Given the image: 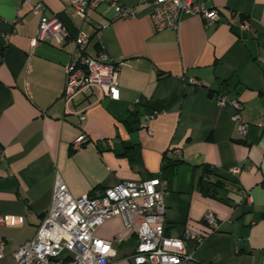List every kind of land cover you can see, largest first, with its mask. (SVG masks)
I'll use <instances>...</instances> for the list:
<instances>
[{
    "label": "crops",
    "instance_id": "0c3cea01",
    "mask_svg": "<svg viewBox=\"0 0 264 264\" xmlns=\"http://www.w3.org/2000/svg\"><path fill=\"white\" fill-rule=\"evenodd\" d=\"M35 1L69 37L62 46L53 36L33 46L39 17L24 8L16 23L21 0H0V264H14L19 246L34 238L57 177L75 199L119 182L161 178L165 235L202 237L198 247L186 241L195 261L263 264L264 0H201L218 11L219 22L206 26L182 15L177 30L162 32L137 0H119L136 10L132 19H114L108 5L81 19L72 0ZM243 20L249 33L239 30ZM80 32L89 35L88 54L105 51L121 65L118 92L113 99L78 96L65 106V67ZM219 94L240 102L244 137L233 109L216 103ZM81 134L87 141L74 150ZM207 214L216 228L205 222ZM94 237L117 239L112 262L132 264L136 238L123 216L105 221Z\"/></svg>",
    "mask_w": 264,
    "mask_h": 264
},
{
    "label": "built area",
    "instance_id": "2783aa9c",
    "mask_svg": "<svg viewBox=\"0 0 264 264\" xmlns=\"http://www.w3.org/2000/svg\"><path fill=\"white\" fill-rule=\"evenodd\" d=\"M148 10V17L154 31H175L182 15L197 16L204 25L209 26L221 20L218 11L210 9L201 0H137ZM101 5H108L114 11V19H132L137 15L133 7L125 6L119 0H72L71 8L76 16L84 19L87 12ZM24 8L28 14L39 17L36 36L32 45L46 42L53 36L59 45H64L69 35L57 16L51 18L41 14L42 4L35 0H21L16 10L15 22H21ZM238 14L232 15L238 19ZM107 27L101 26L95 35ZM241 33H249L247 20L239 25ZM74 49L69 63L65 67V83L61 99L64 105L70 104L76 97L98 95L99 99L115 98L118 92V71L121 65H115L105 51L96 55L88 54L86 49L89 35L80 32L73 38ZM188 85L199 86L194 80ZM219 106L229 105L234 113L232 120L241 136H245L247 125L240 117L242 109L237 98L222 94L215 96ZM140 105V100L131 104V112ZM83 128L85 117L76 114ZM151 115L150 117H153ZM151 135V133H149ZM87 141L81 134L73 143L74 150L80 149ZM231 174H238L233 168ZM166 183L161 178L141 182H119L101 191L93 197L75 199L59 177L56 178L51 203L33 239L19 246L14 254V264H114L116 256L112 241L94 237V231L105 221L121 215L131 228L136 244L129 260L132 264H201L193 259L186 250V241L196 247L202 243V237L185 233L184 240L165 235V194ZM205 222L216 228V219L212 214L205 216ZM4 223L0 216V226ZM4 241L0 239V258ZM264 264V262H263Z\"/></svg>",
    "mask_w": 264,
    "mask_h": 264
},
{
    "label": "trees",
    "instance_id": "16d2710c",
    "mask_svg": "<svg viewBox=\"0 0 264 264\" xmlns=\"http://www.w3.org/2000/svg\"><path fill=\"white\" fill-rule=\"evenodd\" d=\"M94 195H91V197H93Z\"/></svg>",
    "mask_w": 264,
    "mask_h": 264
}]
</instances>
